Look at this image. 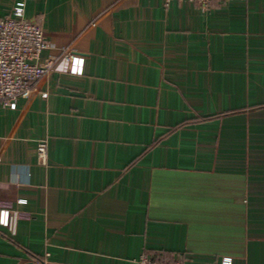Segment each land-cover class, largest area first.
I'll use <instances>...</instances> for the list:
<instances>
[{"label":"crops","instance_id":"crops-1","mask_svg":"<svg viewBox=\"0 0 264 264\" xmlns=\"http://www.w3.org/2000/svg\"><path fill=\"white\" fill-rule=\"evenodd\" d=\"M24 14L50 43L38 61L71 46L84 63L0 103V199L30 214L0 223V264H264V0Z\"/></svg>","mask_w":264,"mask_h":264},{"label":"built area","instance_id":"built-area-1","mask_svg":"<svg viewBox=\"0 0 264 264\" xmlns=\"http://www.w3.org/2000/svg\"><path fill=\"white\" fill-rule=\"evenodd\" d=\"M171 0H163L168 6ZM206 8L211 0H190ZM26 0H18L11 11L0 17V103L9 108L16 107L20 97L29 98L39 91L43 78L53 71L81 73L84 58L77 54L71 46H64L57 54H50L38 61L40 52L50 47L40 24L27 18L24 14ZM40 92V91H39ZM45 91L41 92L46 96ZM40 163L47 162V145L44 140L36 147ZM30 214L13 208L12 201L0 199V223L14 231L19 219H29ZM223 262L230 264L228 257ZM40 263V262H39ZM137 264H185L176 259L173 262H161L146 253L139 255ZM44 264V263H43Z\"/></svg>","mask_w":264,"mask_h":264}]
</instances>
